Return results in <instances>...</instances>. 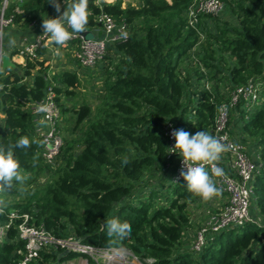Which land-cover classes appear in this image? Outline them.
I'll list each match as a JSON object with an SVG mask.
<instances>
[{
  "label": "trees",
  "instance_id": "16d2710c",
  "mask_svg": "<svg viewBox=\"0 0 264 264\" xmlns=\"http://www.w3.org/2000/svg\"><path fill=\"white\" fill-rule=\"evenodd\" d=\"M195 1L137 0L135 5L123 7L122 0L101 4L88 0L85 32L96 28L102 13L117 23H127L133 32L127 42L115 46L114 53L123 58L106 70L102 103L96 110L88 104L74 109L77 126L87 123L81 152L75 155L70 148L59 168L61 154L50 176L39 154L33 115L25 108L27 101L41 102L50 87L44 77L48 70L45 61H27L25 67L17 66L21 73L17 69L0 73V114L4 116L0 143L15 145L19 138H28L30 148H14L21 171L33 177H53L28 201L2 206L6 213H27L31 223L57 238L65 239L72 233L83 245L93 248H127L145 264L150 259L153 264H264V226L255 222L217 234L200 254L184 248L183 237L192 226L190 204L202 198L188 192L185 184L171 182L165 126L176 121L177 129L191 134L202 130L210 133L218 105L224 101L220 95L223 85L243 86L253 79L264 82V0H248L250 6L240 4V27L222 28L215 33L209 29L208 21L213 16H202L197 29L190 26L187 12ZM15 9V5L11 6L8 15L14 13L15 25L28 28L34 22L33 15L51 17L54 7L47 0H27L20 8L21 14ZM136 25L141 30L138 33ZM219 51H227L235 60L228 64L223 76L227 80L219 78L221 82L215 83L212 93L201 92L196 104L192 89L208 79L201 67L210 71V80L224 71V59L215 56ZM192 52H196L201 67L197 65L192 73L187 72L188 77L183 76L182 65L193 62ZM34 72L33 84H28L25 80ZM52 82L60 104L62 97L75 96L81 88L80 75L75 70L54 76ZM245 116L242 112L238 120L243 124L241 141L246 145L248 140L256 143L263 165L256 178L253 205L264 220V102L248 119ZM156 172L164 175L163 181L169 179L168 192L162 195L155 186L147 198L138 196L144 177ZM1 192L18 196L19 188L17 185ZM108 218L127 222L130 235L123 240L110 238ZM6 220V214L0 213V222ZM15 233L11 230L10 239L15 238ZM21 248L23 243L0 244V264H16L20 258L16 252ZM78 257L87 256L61 249L43 250L33 264H70Z\"/></svg>",
  "mask_w": 264,
  "mask_h": 264
},
{
  "label": "built area",
  "instance_id": "2783aa9c",
  "mask_svg": "<svg viewBox=\"0 0 264 264\" xmlns=\"http://www.w3.org/2000/svg\"><path fill=\"white\" fill-rule=\"evenodd\" d=\"M27 0H0V73L2 70L3 57H10L12 63L17 66H26L27 61H45V67L48 68L44 74L46 81L50 87L46 91L45 98L41 101L49 106L47 113L37 114L35 106L41 102L27 101L26 110L33 115L35 128V139L39 143V154L43 162L47 175H52L56 169L59 156L62 154L64 140L60 134V125L62 121L61 104L56 101L57 95L53 90L51 70L53 62L52 54L55 53L53 44L48 37L43 34L42 26L33 29L34 36L24 31L21 38L15 43L11 49L7 47L9 32L17 30L14 17L15 14L8 15V10L15 5V13L21 14V7ZM104 0H97L101 4ZM108 2H112L107 0ZM224 8L221 0H196L188 9L187 18L189 24L193 28L201 26L200 18L204 15L218 16ZM55 17V15H51ZM37 24L34 22L28 29L33 28ZM35 28V27H34ZM27 30V29H25ZM70 30V29H69ZM71 31V30H70ZM90 33L94 34V39H86L82 34L75 35L67 42L65 48L73 46V58L77 61L75 65L83 69L96 70V67L103 65L108 54L115 52V46L120 43L127 42L132 34L131 27L125 23H117L111 16L102 13L97 17V26ZM205 36L202 35V40ZM44 51L41 55L39 52ZM194 52V51H193ZM192 52V53H193ZM192 61H198L196 52L192 55ZM78 67V68H79ZM201 67V65H200ZM10 69V68H9ZM204 72V67H201ZM186 76L185 72H182ZM196 80H191V83ZM210 81L202 80L199 86H194L192 99L197 100V104L201 99V92L209 91L212 93ZM220 95L224 97V101L218 105L215 126L210 130V134L220 138L221 142L234 147L221 153L218 162H199L207 171L216 185L221 190L220 193L225 195V201L222 206L218 204L214 210L208 211L206 221L195 231L188 230L185 235L184 248L193 254H200L215 239V236L223 231L233 228H240L248 222H255L264 226V220L257 213L254 217L253 201L255 197V182L257 176L261 173L262 163L261 155L257 146L248 148L241 141L243 124L238 123L241 113H245V119L264 102V82L260 79H253L243 86L232 87L230 84L223 85ZM215 97L210 100L213 102ZM234 116V120L232 119ZM43 121V122H42ZM173 129H177L176 121H170L165 126V135L168 142L167 151V170L172 171L171 182L174 184L186 181L180 176L181 169L184 167L182 158L172 153L175 140L171 137ZM257 147V148H256ZM178 151V150H177ZM189 165L195 166L191 161ZM214 168L221 171L215 173ZM0 191V195H1ZM204 200V199H202ZM195 203L190 204L189 211ZM206 206H202L205 208ZM208 209V207H206ZM0 213H5L7 220L0 222V244L11 242L12 244L23 243V248L16 253L20 257L16 264H33L40 258L43 250L61 249L66 253L75 252L83 255H90L103 259L107 264L114 262L118 255L117 249H101L83 245L81 240L76 237H68L65 239L57 238L51 232L43 227H37L31 223V216L22 213L19 210H13L6 213L5 209L0 207ZM14 230L15 238L10 239L9 234ZM95 259V258H94ZM97 260V259H96ZM153 260H147L146 264H153Z\"/></svg>",
  "mask_w": 264,
  "mask_h": 264
},
{
  "label": "rangeland",
  "instance_id": "374dc122",
  "mask_svg": "<svg viewBox=\"0 0 264 264\" xmlns=\"http://www.w3.org/2000/svg\"><path fill=\"white\" fill-rule=\"evenodd\" d=\"M107 3H114L116 0H110L112 2H108L107 0H104ZM123 1V7H126L128 4L135 5L137 3V0H122ZM224 4L223 11L216 17L209 19V29L215 33L216 30L219 31L220 29H234L240 27V20L242 17V12L239 8V5L243 6H250V2L248 0H222ZM61 4L63 5V1H61ZM53 15L57 16V12L55 8L53 9L52 13ZM34 19L35 29L38 30V28L42 25V18H47L45 15L36 14L32 16ZM207 21V23H208ZM33 22V23H34ZM32 23V24H33ZM16 28H20V26H16ZM23 28V27H22ZM29 28V27H28ZM23 28V29H28ZM135 31L138 33L140 32V28L138 25L135 26ZM133 32V31H132ZM88 39H94V34L90 33L88 35ZM215 45V44H214ZM58 47V46H57ZM56 48V46H55ZM73 48V46H71ZM69 47H61L59 48V54H57L56 49L55 53L52 54L51 60L53 63L52 70H51V79H53L54 76L61 74L63 72H73V65L74 63H77V61L73 58V50ZM216 48H222L221 46H216ZM215 56L218 59L220 56L224 60L222 62V69L224 70L219 76L216 77L214 80H210V71L204 68L205 75L207 76L208 80L210 81V86L213 87L216 82H225V78L223 77L226 75V71L228 69V64H233L235 61L231 56L230 53L227 51H221L215 52ZM108 57L103 65L96 67V70L92 69H83L79 67L78 65L75 66L74 70L78 68V71H76L80 75L81 79V88L76 90L75 96H72L70 98H64L61 99V105L62 107V121H61V127H60V134L63 137L64 140V147L62 151V156L59 161V168L63 166L64 164V155H66L69 152V149L72 148L75 155H79V153L82 150V144L81 140L84 135V128L87 123H84L80 127L77 126V115L75 113V108L79 107L82 104H88L90 105L93 110H96V108L102 103L103 96L105 95V79H106V70L109 68H112V65L115 63L120 62V60L123 58L122 54L114 53L108 54ZM197 65H200L196 61L190 62L185 61L182 65V69L185 72V74L188 77V73H192L193 70H196ZM108 67V68H107ZM16 69L21 73V67H16ZM15 70V69H13ZM188 70V71H187ZM34 75L31 77H27L25 80L28 84H33L34 77L36 75V72L33 73ZM194 74H191L190 76H193ZM219 78H224L221 81H219ZM53 83V82H52ZM213 90V88H212ZM197 96H195V100H197ZM195 101L194 99H192ZM195 103V102H194ZM66 110V113L63 111ZM2 117L3 115L0 114V124L2 123ZM256 143H252V141L248 140V144L246 145L249 149L255 147ZM257 148V147H256ZM68 151V152H67ZM56 166V167H57ZM59 168L57 170H59ZM56 171V169H55ZM28 179L25 181L24 184L18 185L19 188V194L18 196H10L5 195L1 193L0 195V207H5L8 205H12L15 202H26L28 201L35 192H38L43 186H45L53 177L49 176H40V177H33L29 174L24 173ZM163 174L156 172L146 175L144 178V181L141 183L140 189L137 191L138 196H142L143 199L145 197L147 198L151 188H154L155 186L158 187L160 193L162 195H165L168 192L167 185L169 183V179L167 181H163ZM149 177V178H147ZM148 185H144L145 182H148ZM161 183L164 184V188L161 187ZM221 196V195H219ZM219 204L217 199L215 197H212L210 200H202L199 199L195 205L191 207L192 212V220H194V224H192L191 228L189 229L191 232L197 230L201 227V225L206 221V214L208 211L214 210L216 206ZM208 207V209L202 208V206ZM2 207V208H3ZM191 214V213H190ZM254 217L257 216V212L253 213ZM71 231V228H70ZM188 233V230L186 231L185 235ZM184 235V239H185ZM74 234H70L69 237H73ZM183 239V240H184ZM118 255L115 257L114 262L110 264H145L142 262L136 255H134L129 249L127 248H119L117 249ZM87 257H78L77 259L70 262V264H93L90 260H93L96 264H107L103 259H98L95 256L86 255ZM95 258V259H94ZM97 259V260H96Z\"/></svg>",
  "mask_w": 264,
  "mask_h": 264
},
{
  "label": "clouds",
  "instance_id": "9594fccd",
  "mask_svg": "<svg viewBox=\"0 0 264 264\" xmlns=\"http://www.w3.org/2000/svg\"><path fill=\"white\" fill-rule=\"evenodd\" d=\"M47 3L55 8L58 15L43 17L41 26L44 30L43 34L51 43L58 46L56 51L59 54V48L65 47L75 35L86 31L88 0H63V11L61 0H47ZM15 43V38L10 37L9 45H15ZM48 110L49 106L44 102L35 106L37 114L47 113ZM170 135L175 140V145L171 147L172 153L178 154L186 167V171L184 168L181 169L180 176L186 181L188 192L206 201L219 195L221 190L216 187L209 173L199 162H218L221 153L234 146L222 143L220 138L203 130L191 134L182 128L173 129ZM30 147V141L26 137L19 138L15 145L5 146L0 143V191L11 190L17 185L24 184L28 179L21 171L14 148L28 149ZM189 161L195 166L189 165ZM124 162L127 163L126 160ZM213 171L219 173L221 170L214 168ZM106 227L108 236L116 240L125 239L131 232V226L127 222L121 223L115 218H108Z\"/></svg>",
  "mask_w": 264,
  "mask_h": 264
},
{
  "label": "crops",
  "instance_id": "0c3cea01",
  "mask_svg": "<svg viewBox=\"0 0 264 264\" xmlns=\"http://www.w3.org/2000/svg\"><path fill=\"white\" fill-rule=\"evenodd\" d=\"M57 15H58V13H57ZM35 28L33 27V28H30V29L25 30V29H23V28L20 27L19 29L17 28V30H15V29L14 30H11L9 32L8 41H7V47H8V49H11V48H13L15 46V45H9V38L10 37L15 38V40L17 42L19 40V38H21V36H22V34H23L24 31H27V32L30 33L31 36H34L35 35V32H32V31ZM36 32L38 33L39 30H37ZM55 46L57 48V45L53 44L54 49H56ZM75 66L76 65L74 63L73 70H74ZM75 71H78V68H76ZM3 118H4V116L2 117V119ZM219 195H221V196H219ZM219 195H216V196H213V197H215V199H217V201L219 202V204L222 206L223 202L225 201V195L222 194V193H220Z\"/></svg>",
  "mask_w": 264,
  "mask_h": 264
},
{
  "label": "water",
  "instance_id": "95a60500",
  "mask_svg": "<svg viewBox=\"0 0 264 264\" xmlns=\"http://www.w3.org/2000/svg\"><path fill=\"white\" fill-rule=\"evenodd\" d=\"M89 34H90V32H84V33H82V36L87 39ZM9 68L10 69H16V64L11 62L9 56L5 55L3 57L2 70H6Z\"/></svg>",
  "mask_w": 264,
  "mask_h": 264
}]
</instances>
